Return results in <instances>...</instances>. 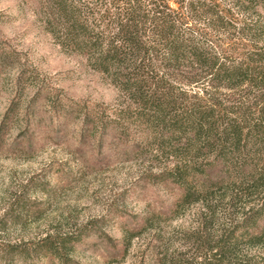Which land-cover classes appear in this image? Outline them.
Returning a JSON list of instances; mask_svg holds the SVG:
<instances>
[{"label":"trees","instance_id":"1","mask_svg":"<svg viewBox=\"0 0 264 264\" xmlns=\"http://www.w3.org/2000/svg\"><path fill=\"white\" fill-rule=\"evenodd\" d=\"M42 2L57 42L132 102L112 113L70 104L83 128L166 157L154 176L183 188L176 208L202 207L185 238L197 254L181 264H264V0ZM44 238L43 255H56L58 237ZM28 251L0 245V263Z\"/></svg>","mask_w":264,"mask_h":264},{"label":"rangeland","instance_id":"2","mask_svg":"<svg viewBox=\"0 0 264 264\" xmlns=\"http://www.w3.org/2000/svg\"><path fill=\"white\" fill-rule=\"evenodd\" d=\"M45 15L42 0H0V245L29 249L9 264L192 261L185 238L202 207L176 208L183 188L154 176L166 157L83 128L70 104L112 113L132 102L61 46ZM10 209L18 216L2 221ZM47 234L58 237L56 255H43Z\"/></svg>","mask_w":264,"mask_h":264}]
</instances>
